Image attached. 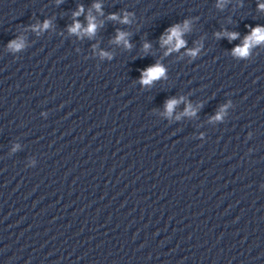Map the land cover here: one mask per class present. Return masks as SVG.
<instances>
[{"label": "clouds", "instance_id": "1", "mask_svg": "<svg viewBox=\"0 0 264 264\" xmlns=\"http://www.w3.org/2000/svg\"><path fill=\"white\" fill-rule=\"evenodd\" d=\"M94 7L99 11L100 5L97 4V5H94ZM261 7H264V6H261ZM82 11L83 9L80 8L78 12L74 13V16L80 15ZM111 18L116 19L117 17L113 15ZM123 22L125 23L128 22L127 15L125 16ZM186 24L187 22H185V27H186ZM47 26H48V22H45L44 27L46 28ZM80 30H81V25L79 23H76L73 27L70 28V31L74 33L79 32ZM95 30H96V24L94 23V18L89 16L88 27L86 29H83V31L89 36H91L95 33ZM169 32L170 34L167 36V39L163 40L164 44H173V41H175V43L173 44V47L170 48L169 51L178 50L180 47L184 46L185 42L181 38L182 30L180 29L179 25L169 29ZM126 35H127L126 33H118L117 42L123 41L126 47H130L127 40H125ZM237 35L238 34L236 33H232L229 35V39H235ZM252 41H255L257 43L264 42V29L257 27L255 30H253V34L251 36L245 37L244 46L237 47L234 51L237 52L241 56L247 55L248 48L250 47V44ZM15 46L18 48L21 45L16 44ZM144 47L145 49H147L149 45L145 44ZM190 54L195 55V52H191ZM164 73H165V69L161 65L157 64V65L151 66L141 73V83L145 85L150 84L152 83L153 80L163 77ZM177 103H179V101L174 100V99L167 101L166 102L167 111L170 113ZM189 109H190V106H189Z\"/></svg>", "mask_w": 264, "mask_h": 264}]
</instances>
